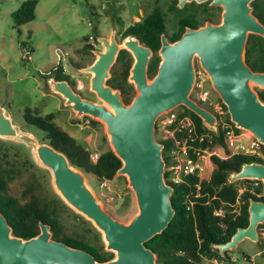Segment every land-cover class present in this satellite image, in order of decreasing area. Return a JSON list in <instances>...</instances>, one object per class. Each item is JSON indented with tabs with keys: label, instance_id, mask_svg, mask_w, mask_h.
Instances as JSON below:
<instances>
[{
	"label": "water",
	"instance_id": "water-1",
	"mask_svg": "<svg viewBox=\"0 0 264 264\" xmlns=\"http://www.w3.org/2000/svg\"><path fill=\"white\" fill-rule=\"evenodd\" d=\"M186 1L190 0H180V5ZM253 1L214 0V5L225 9L220 24L189 27L175 42L163 35L161 62L153 78L148 74L151 47L133 35L122 42L114 34L99 37L105 49L97 51L98 58L86 70L93 73L91 89L102 103L82 97L68 80L48 78L52 90L61 94L78 116L91 115L106 124L112 149L123 162L117 174L128 176L136 195L138 212L129 222L120 221L102 206L88 186L85 172L64 152L39 142L34 133L15 125L9 112L0 108V137L31 146L36 160L52 172L63 200L86 216L103 234L107 249L116 252V257L99 261L87 250L53 238L50 224L43 221L38 235L29 239L16 236L0 207V264H162L146 242L169 226L176 210L172 201L175 189L165 177V145L156 135L157 120L161 114L184 105L210 130L218 128V116L191 96L197 79L195 57L227 106L232 122L264 145V101L252 86L264 89V72L253 70L245 56L249 35L264 36V23L252 12ZM124 48L134 56L129 81L135 84L137 94L129 104L120 90L107 83L110 69ZM249 178L264 180L263 162L244 163L229 181ZM249 213L247 227L238 228L229 241L215 245L223 256L244 239L260 241L258 227L264 222V200L250 199Z\"/></svg>",
	"mask_w": 264,
	"mask_h": 264
},
{
	"label": "trees",
	"instance_id": "trees-1",
	"mask_svg": "<svg viewBox=\"0 0 264 264\" xmlns=\"http://www.w3.org/2000/svg\"><path fill=\"white\" fill-rule=\"evenodd\" d=\"M38 2L39 0H25L21 4L12 14L15 26L20 27L35 20ZM253 6L255 14L264 23V0H254ZM117 19L119 23L122 22L120 17ZM165 26L164 16L160 8H156L123 32V38L128 35L137 36L143 44L153 49L148 67L150 78H153L159 69L161 33L165 31ZM180 35L181 32L176 37ZM245 56L246 62L253 70L264 72V36L254 33L249 35ZM132 66V54L129 50L122 49L112 70L113 76L107 81L114 89L121 90L127 104L131 103L136 95L135 85L129 81ZM52 73L58 80L69 79V75H65L60 65ZM257 91L264 101V89ZM225 107L227 108L226 105ZM179 115L190 116L194 122L197 139L192 143L193 145L211 151L221 148L225 153L230 154L231 150L226 141L227 129L223 127V122L220 121L218 131H212L198 114L187 107H184ZM55 117L54 111L41 114L37 108L32 107H26L24 111L25 123L41 131L44 141L64 152L74 166L93 174L100 182L114 180L123 165L114 150L111 147L102 149L97 160H93L88 147L78 142L60 126L55 121ZM230 118L228 113L225 122L235 126ZM235 129L238 131V128ZM176 136L180 138L183 133H176ZM200 136H204V139L200 140ZM104 140L107 138L104 137ZM160 141L165 145L164 156L168 166L171 162L170 150L174 141L173 138ZM211 160L214 169L209 179L189 175L180 184L170 183L175 189L172 195L175 215L162 233L146 242V245L156 253L159 263L204 264L206 258L224 260L228 252L223 256L215 245L229 241L238 228L249 225L250 199L264 200V197H258L249 188L240 195L237 182L229 181L231 174L240 171L244 163L253 161L264 163V158L243 154L226 157L213 154ZM31 165L34 163L24 144L0 141V207L13 228V234L24 239L34 237L40 233V221H43L50 224L53 238L87 250L99 261L114 258L112 251H106L102 245L95 243L86 233L75 229L65 220L62 209L68 211L72 209L59 195L50 198L45 191L44 183L35 174H31L23 181L22 189L15 186L24 172L30 170ZM165 177H168V172L165 173ZM244 181L249 180L244 179ZM257 190L260 191L261 188ZM124 204L122 210L126 212L128 201ZM219 209H223V214H216ZM88 222H90L89 230L100 239L101 233L91 221Z\"/></svg>",
	"mask_w": 264,
	"mask_h": 264
},
{
	"label": "rangeland",
	"instance_id": "rangeland-1",
	"mask_svg": "<svg viewBox=\"0 0 264 264\" xmlns=\"http://www.w3.org/2000/svg\"><path fill=\"white\" fill-rule=\"evenodd\" d=\"M24 1L0 0V108H5L9 112L15 125L22 130L34 133L39 142L45 143L48 142L44 141L43 133L25 123L24 111L26 107L37 108L41 114L54 111L56 112L55 121L78 142L87 146L91 155L99 156L102 149L112 148L106 124L91 115L78 116L77 111L66 104L64 97L52 90L47 75L62 65L69 71L67 74L72 81L69 80L76 84V88L83 95L101 102L96 92L91 89L93 73L86 70L98 58L97 51L105 49L99 37H110L114 34L122 42L125 29L142 20L158 6L167 12L169 30L174 31L176 19L167 9L173 0H89L88 2L86 0H39L35 20L17 27L12 14ZM201 8L196 6L195 10L200 11ZM117 17H120L121 23ZM116 61L110 69L109 78L113 76L112 70ZM207 76L205 87L214 99L220 103L223 102L208 74ZM252 86L255 89H262L255 84ZM191 96L198 100V89L195 85ZM221 105H224L222 114L209 108L218 116V125L221 122L225 123V117L229 113L225 104L221 103ZM184 107L186 106L179 105L170 111L180 114ZM167 117L168 112H165L157 120L156 135L159 141L173 132V126L163 123ZM228 125L232 124L228 123ZM237 132L243 141H249L254 136L243 128H238ZM104 137L107 140H104ZM0 141L22 143L2 137ZM22 144L26 146L34 165L24 172L15 186L22 189L23 181L31 174H35L44 183L45 191L50 198L55 195L60 196L54 185L52 172L36 160L31 146ZM262 149L264 150V145ZM213 154L225 156L227 153L221 148H216L207 154V157L203 159L204 179H209L214 169L211 160ZM84 174L88 186L102 206L115 218L122 222H129L137 214L136 195L127 175L117 174L112 181L100 182L93 174L86 172ZM235 182L239 188L247 183L244 179ZM260 191H264V186ZM60 198L63 200L61 196ZM126 201H128V207L124 213L122 207L125 206ZM69 207L72 210L62 209L65 220L109 251L103 234L93 225L101 233L100 239L97 238L96 234L89 230L90 222L88 221L90 220L76 209ZM261 227H264V224H259V232ZM262 247V242L257 243L247 238L237 247L226 251L228 254L224 260L206 258L204 264H264ZM112 252L116 257V252Z\"/></svg>",
	"mask_w": 264,
	"mask_h": 264
},
{
	"label": "built area",
	"instance_id": "built-area-1",
	"mask_svg": "<svg viewBox=\"0 0 264 264\" xmlns=\"http://www.w3.org/2000/svg\"><path fill=\"white\" fill-rule=\"evenodd\" d=\"M206 71L199 65L197 71V79L195 86L198 89V101L208 108H212L215 112L220 114L223 113V102H218L214 99L210 91L205 87V75ZM165 125L173 126V132L167 135L163 139L173 138L174 144L170 150V163L166 165V172H168V177H166L169 183L180 184L184 181V178L189 175H196L200 179H204V164L203 159L207 157V154L212 151L208 148H203L201 146H195L192 143L197 139V131L193 120L190 116H180L179 114L169 111L168 117L163 120ZM223 127L227 129L226 131V141L231 150L230 154L225 156H230L234 154H243L257 156L264 158L263 144L255 136L251 140L243 141L232 125L228 123H223ZM176 133H183V136L178 138ZM204 136H200V140H203ZM218 155V154H217ZM221 156V155H220ZM98 155H92L93 160H97ZM246 184L239 188L240 195L246 188H249L252 193L258 197H264V191H258V188L264 186V180L257 178H249ZM216 214H223V209L216 211ZM261 224H264L261 223ZM260 242H262L263 247L261 248L264 252V227L260 228Z\"/></svg>",
	"mask_w": 264,
	"mask_h": 264
},
{
	"label": "flooded vegetation",
	"instance_id": "flooded-vegetation-1",
	"mask_svg": "<svg viewBox=\"0 0 264 264\" xmlns=\"http://www.w3.org/2000/svg\"><path fill=\"white\" fill-rule=\"evenodd\" d=\"M213 2H214V0H205V1L190 0V1H186L184 3V5H180V0L171 1V3L168 5L167 9L170 13H172L174 18L176 19V28L174 31L169 30L168 22H167V16H168L167 12L165 10H163L160 6L156 7V8H160V10L164 16V21H165V25H166L165 31H163L161 33V46H162L163 35H165L167 37L169 42H175L179 38L182 37V35L187 31V29L189 27L200 28L202 26H205L208 22H210L212 24H220L223 20V13H224L225 9H224L223 5H214ZM251 5L253 7L252 12L255 14L253 2L251 3ZM196 6L202 7L200 9V11L195 10ZM180 32H181V35L179 37H176V35ZM135 37H137V36H135ZM173 38H176V39H173ZM152 51H153V49H152ZM159 51H160V49H159ZM120 52H119V54H120ZM152 56H153V54H152ZM194 63L196 66V70L198 71L200 63H199V59L197 57H195ZM133 64H134V56H133ZM148 67H149V65H148ZM57 68L58 67H56L54 70H56ZM62 68H63V72L65 73V75H69V74H67V73H69V71H67L65 69L66 67L62 66ZM78 68H80V67H78ZM49 75H53V77L56 78L55 77L56 75L53 74L52 71H51V73H49ZM49 75H47V78ZM205 78L206 79L208 78L207 74L205 75ZM69 79H70V75H69ZM69 79H65V80H68L71 83V85L75 88V90L82 95V97L90 99V100L95 101L97 103H102V101L100 102L94 98L87 97V96L83 95L78 90V88H76V84L71 82L72 79H70L71 81ZM120 92H121V90H120Z\"/></svg>",
	"mask_w": 264,
	"mask_h": 264
},
{
	"label": "crops",
	"instance_id": "crops-1",
	"mask_svg": "<svg viewBox=\"0 0 264 264\" xmlns=\"http://www.w3.org/2000/svg\"><path fill=\"white\" fill-rule=\"evenodd\" d=\"M258 254H260V253H258Z\"/></svg>",
	"mask_w": 264,
	"mask_h": 264
}]
</instances>
